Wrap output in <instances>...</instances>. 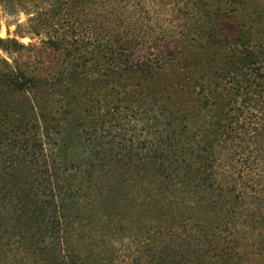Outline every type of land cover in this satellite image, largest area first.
Masks as SVG:
<instances>
[{
    "label": "trees",
    "instance_id": "1",
    "mask_svg": "<svg viewBox=\"0 0 264 264\" xmlns=\"http://www.w3.org/2000/svg\"><path fill=\"white\" fill-rule=\"evenodd\" d=\"M8 1L46 37L0 66L22 96L0 97V264H264L249 1H185L169 28L165 0ZM129 115L147 133L111 134Z\"/></svg>",
    "mask_w": 264,
    "mask_h": 264
},
{
    "label": "rangeland",
    "instance_id": "2",
    "mask_svg": "<svg viewBox=\"0 0 264 264\" xmlns=\"http://www.w3.org/2000/svg\"><path fill=\"white\" fill-rule=\"evenodd\" d=\"M188 0H165V9H163L164 17L167 19L165 22H169L164 27L171 26L172 21L185 18L183 14L185 8L183 2ZM193 1V0H191ZM249 1V15L250 22L253 25V31L258 34L261 33L264 38V0H248ZM24 5L17 1L0 0V38H14L19 42L27 46L20 51H11L10 48L6 49L0 44V66L13 67L15 63H22L25 60H31L35 49L41 46V40L46 35L41 32L37 33L31 27V21L29 20L31 13L25 11ZM180 6L182 9H177ZM186 15V14H185ZM177 17V19H176ZM36 47V48H33ZM6 62V63H5ZM23 64V63H22ZM23 64V66H26ZM30 69V67H28ZM26 69V70H29ZM50 99H55L56 95L48 94ZM2 100L10 102H18L22 99V96L15 92H9L4 90L1 93ZM150 118L147 115H129L124 117L113 128L111 134L120 136L124 139H129L132 136H143L148 131V124Z\"/></svg>",
    "mask_w": 264,
    "mask_h": 264
}]
</instances>
